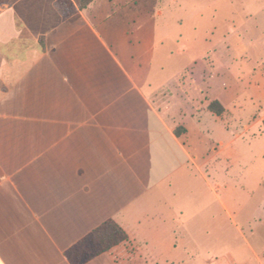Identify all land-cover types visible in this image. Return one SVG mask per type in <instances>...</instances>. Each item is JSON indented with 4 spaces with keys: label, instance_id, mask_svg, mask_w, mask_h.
<instances>
[{
    "label": "crops",
    "instance_id": "crops-1",
    "mask_svg": "<svg viewBox=\"0 0 264 264\" xmlns=\"http://www.w3.org/2000/svg\"><path fill=\"white\" fill-rule=\"evenodd\" d=\"M56 1L0 7V264H70L108 220L129 239L86 264H264L242 231L243 251L201 249L220 240L222 205L237 224L220 194L231 199L236 166L248 159L239 187L264 193L254 151L237 148L264 130V110L242 119L246 98L264 97L263 60L219 32V10L190 49L141 24L139 0L68 20Z\"/></svg>",
    "mask_w": 264,
    "mask_h": 264
},
{
    "label": "rangeland",
    "instance_id": "rangeland-1",
    "mask_svg": "<svg viewBox=\"0 0 264 264\" xmlns=\"http://www.w3.org/2000/svg\"><path fill=\"white\" fill-rule=\"evenodd\" d=\"M117 2L128 3L131 0H116ZM137 8L140 10L141 15L138 18L141 24L169 29L173 39L183 36L189 47L196 42H203L207 35L211 34L213 25L209 22V15L211 17L213 11L219 10L220 16L216 21L224 26L219 32L224 34L230 30L232 43L236 47L246 50L252 59H262L264 62V40H261L264 35V0H139ZM196 9L205 11V16L200 22L193 19ZM158 11H163L164 16H158ZM174 55H176L175 48ZM222 82L224 88L230 86L229 81ZM246 103V109L242 114L244 122L254 120L255 116L264 110V97L254 101L246 98ZM238 147L242 152L254 151L257 158L253 159V170L264 169V130L246 145L241 144ZM244 163L248 164V159L232 171L231 199L226 198L223 191L220 192L222 201L237 224L227 222L226 209L222 205L220 240L203 241L201 245V249L211 251V256H204L206 259L219 258L234 250H245L246 241L241 234L242 231L247 238H250V243L264 263V193L255 191L249 196L239 187L243 180L237 182L235 175L244 168ZM250 216H252L251 224L245 226L244 220Z\"/></svg>",
    "mask_w": 264,
    "mask_h": 264
},
{
    "label": "trees",
    "instance_id": "trees-1",
    "mask_svg": "<svg viewBox=\"0 0 264 264\" xmlns=\"http://www.w3.org/2000/svg\"><path fill=\"white\" fill-rule=\"evenodd\" d=\"M11 1L13 0H0V7ZM94 1L57 0L54 4V10L60 20H68L85 10ZM209 110L218 116L225 113L224 107L217 101L209 105ZM128 239V234L121 226L113 220H108L69 249L66 252V257L70 264H86L99 255L128 241Z\"/></svg>",
    "mask_w": 264,
    "mask_h": 264
}]
</instances>
